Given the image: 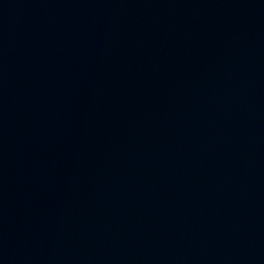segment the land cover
I'll list each match as a JSON object with an SVG mask.
<instances>
[{
    "label": "water",
    "instance_id": "95a60500",
    "mask_svg": "<svg viewBox=\"0 0 264 264\" xmlns=\"http://www.w3.org/2000/svg\"><path fill=\"white\" fill-rule=\"evenodd\" d=\"M0 264H264V0H0Z\"/></svg>",
    "mask_w": 264,
    "mask_h": 264
}]
</instances>
